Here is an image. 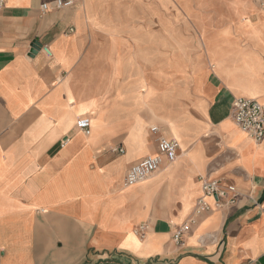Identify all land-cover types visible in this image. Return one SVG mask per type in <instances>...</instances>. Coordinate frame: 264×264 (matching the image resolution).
<instances>
[{"label":"crops","instance_id":"0c3cea01","mask_svg":"<svg viewBox=\"0 0 264 264\" xmlns=\"http://www.w3.org/2000/svg\"><path fill=\"white\" fill-rule=\"evenodd\" d=\"M50 1L0 0V264H264V138L232 118L264 106V0ZM202 179L240 197L179 246Z\"/></svg>","mask_w":264,"mask_h":264},{"label":"built area","instance_id":"2783aa9c","mask_svg":"<svg viewBox=\"0 0 264 264\" xmlns=\"http://www.w3.org/2000/svg\"><path fill=\"white\" fill-rule=\"evenodd\" d=\"M75 0H52L42 4L44 13L63 10L72 7ZM73 32V30H70ZM49 52V51H48ZM232 118L238 128L244 133L260 142L264 138V106L256 99L235 98L232 104ZM77 128L84 135L91 134V125L88 120L77 123ZM179 142L176 139L161 138L158 144V154L148 156L133 165L126 174L124 186L131 187L146 182L154 174L158 173L163 163V158L173 163L178 158ZM122 152V150H120ZM202 196L197 200L194 215L188 223L177 228L174 234V242L183 245V236L196 220L215 208H222L225 204H235L240 197L237 188L232 184H226L222 180L202 179ZM214 199V204L210 203ZM148 225L144 224L137 230V234L144 236Z\"/></svg>","mask_w":264,"mask_h":264},{"label":"water","instance_id":"95a60500","mask_svg":"<svg viewBox=\"0 0 264 264\" xmlns=\"http://www.w3.org/2000/svg\"><path fill=\"white\" fill-rule=\"evenodd\" d=\"M34 49L37 50L39 49L40 46H38L36 43L33 45Z\"/></svg>","mask_w":264,"mask_h":264},{"label":"rangeland","instance_id":"374dc122","mask_svg":"<svg viewBox=\"0 0 264 264\" xmlns=\"http://www.w3.org/2000/svg\"><path fill=\"white\" fill-rule=\"evenodd\" d=\"M144 183V182H143ZM140 184H142V183H140ZM137 185H139V184H137ZM136 186V185H135Z\"/></svg>","mask_w":264,"mask_h":264}]
</instances>
